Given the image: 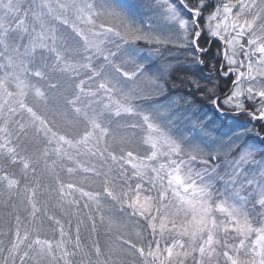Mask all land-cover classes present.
I'll list each match as a JSON object with an SVG mask.
<instances>
[{
    "label": "snow or ice",
    "instance_id": "obj_1",
    "mask_svg": "<svg viewBox=\"0 0 264 264\" xmlns=\"http://www.w3.org/2000/svg\"><path fill=\"white\" fill-rule=\"evenodd\" d=\"M179 4L190 19L171 0H155L165 22L157 31L138 22L134 11L151 10L150 3L0 0V194L11 208L7 230L0 229V264H264V123L255 139L245 127L224 142L203 120L182 126L171 101L144 108L135 103L163 95L165 77L183 65L177 60L176 67H153L137 45H172L185 50L193 65L209 67L206 83L192 78L190 86L203 89L217 112L247 113L264 122V0L217 4L204 25L205 0ZM205 28L224 45L220 74H235L223 104L211 75L215 65L204 59L211 49L200 44ZM150 52L161 55L159 47ZM244 97L258 107L247 108ZM137 128L146 132L141 142L150 153L134 151L135 133L120 131ZM30 135L44 144L39 156L29 154ZM41 160L55 185L43 186L47 200L38 198L44 195ZM9 165L20 167L23 185L5 170ZM57 167L66 168L69 182ZM79 171L90 174L80 185L71 179ZM85 180L96 190L86 191ZM73 192L86 198L92 236L96 215L109 230L117 225L100 212L102 199L146 227L135 231V240L118 233V243L102 248L91 239L85 245L84 219H78L73 239L49 210L54 199L52 208L63 216H84L80 201L69 199ZM43 218L51 222V239L41 238Z\"/></svg>",
    "mask_w": 264,
    "mask_h": 264
},
{
    "label": "trees",
    "instance_id": "obj_2",
    "mask_svg": "<svg viewBox=\"0 0 264 264\" xmlns=\"http://www.w3.org/2000/svg\"><path fill=\"white\" fill-rule=\"evenodd\" d=\"M228 1V0H227ZM190 3H195V0H189ZM206 4L208 5L207 8L204 9L203 15L200 19V23L203 25V22H205L207 15L209 14L210 11L214 10L215 6L217 4L223 5L224 2L222 0H205ZM245 38V42H246ZM211 40L212 42L206 43V41ZM200 44L203 47H209L211 51L208 53L207 56L204 57L207 61H209V65L214 64L216 71L212 72V77L214 80L218 82V88H217V95L219 97L220 103L223 104V100L226 95L230 94V91L232 90V80L234 79L233 75H230L227 78H222L221 74L219 72L220 69V64L223 61L222 57V48L220 46V43L213 39L210 38L207 35V31H205L201 38H200ZM141 48H148L151 49L152 47H159L161 49V55H160V61L159 63H165V62H170L174 67H176V61H182L183 65L181 67H176L175 71L170 72L169 76H166L165 79L168 81L167 86L165 89V93L162 97L161 100L165 99H172V98H178V100L186 104V110L191 111L194 114V117H197L199 120H203L205 117H209L208 123L209 126L212 128H222L224 129L227 127V120L234 121L240 126L243 123L247 124L250 128L253 129V133L249 134V137L251 139H255L254 133L256 130H258L261 126L262 123L260 121H252L251 118L247 115V113H241L239 115L235 114L233 111H226L224 115H221L219 112L216 111L213 105H211L210 101L205 98L203 95V89L198 91L196 88L191 87V79L196 78L200 80L201 84L206 83V78L209 75V67H204L200 65H193L190 61V59H185V55L182 54L185 50H177L174 48L172 45H159V46H149L147 44H141L139 43L137 47ZM170 53L172 54L170 56ZM157 64V63H154ZM227 68V65L225 64V70ZM246 107L249 109H253L254 107H258L257 104H255L253 101H245ZM28 149H29V154H32L34 156H39L40 153L43 151L44 144L43 143H37L31 139V135L27 141ZM260 157V156H259ZM54 159V157H52ZM50 162V161H49ZM67 163V162H66ZM38 172L37 174L40 175L41 179V191L44 192V195L39 196L38 198L41 200H47V192L44 190L43 186L45 184H51L54 185V179L49 176L48 174L44 173V163L43 160H41L40 164L37 166ZM6 171L9 173H15L18 178L21 179V184L23 185L24 181L20 172V167L19 166H7ZM56 171L60 172L61 179L65 182H69L70 176L66 171V168L62 171L59 167H57ZM81 174H85L84 172H80ZM0 174H3L0 172ZM86 175V174H85ZM33 174L31 173V170H29V179L32 180ZM78 185H80V182H76ZM85 188V184L82 185ZM0 193H2V188H0ZM155 194V193H153ZM77 195V196H76ZM55 196V194H53ZM75 198L80 201L79 204V209L81 210L83 208L84 204V199L78 196L77 192H73V195L69 197V199ZM15 199V198H14ZM7 200V196L0 194V217L2 220H0V223L5 219L8 218L7 214L11 211L10 207H5L4 201ZM107 200V199H106ZM18 203V200H17ZM55 203V200L53 199L52 201L49 202V210L50 212H59V209H54L52 208V204ZM103 207L100 209L104 210L103 208H109L111 211L109 214L111 215L112 212H118V208H113L111 201H105V203L102 204ZM66 207H68L66 205ZM92 211H94L93 214L96 213V209L93 208ZM124 214V213H121ZM40 215V214H38ZM125 215V214H124ZM112 216V215H111ZM126 216V215H125ZM14 217V216H13ZM128 219L129 217L126 216ZM63 224L69 221V218L63 217L60 218ZM131 221L135 223V221L139 218L132 217L130 218ZM44 220V228L41 233V238H48L52 234L50 231V225L51 222L47 221L46 218H43ZM96 222L97 226L100 225V220H98V215H96ZM91 224V223H90ZM39 226V224L37 225ZM104 226V225H103ZM65 227V226H64ZM146 227L145 222L140 219V225L139 228ZM0 229L2 230H7V227L5 226H0ZM66 231H69L67 227H65ZM59 233V232H58ZM57 234V232H56ZM0 239H4V237L0 236ZM82 240H85L82 237ZM7 243V241H6ZM6 254V253H5ZM11 264V262H9ZM16 264H19V260H17Z\"/></svg>",
    "mask_w": 264,
    "mask_h": 264
},
{
    "label": "rangeland",
    "instance_id": "obj_3",
    "mask_svg": "<svg viewBox=\"0 0 264 264\" xmlns=\"http://www.w3.org/2000/svg\"><path fill=\"white\" fill-rule=\"evenodd\" d=\"M224 2H228L227 0H222ZM118 3L123 4V5H129V4H139V3H150L153 5V8L151 10L149 9H135V13H136V18L137 21H143L145 28L148 27L149 23H151L152 25L156 26V30L157 31H161L162 29H164L165 27V22L163 21V19L161 18V9L155 7V0H117ZM172 3L176 4L177 7L182 11V14L184 15V17L186 19H190L191 14L187 13L184 9H182L181 5L179 4V0H171ZM207 21L205 20V22H203V25L206 24ZM205 31H207V29L205 28ZM204 31V32H205ZM166 34V32H165ZM219 43L220 46L222 48V52L224 50V45L223 43L219 40L216 39ZM141 44H145L144 42H140ZM246 44V42H245ZM108 47H112V45H108ZM138 48L140 49L139 51V56L140 57H148L149 60L152 62L153 67L161 65L162 63H159L160 61V57L157 58L156 54H153L150 52V49L148 48H141L138 46ZM221 52V53H222ZM223 56V54H222ZM255 59V57L253 58ZM145 63H148V61H145ZM157 63V64H154ZM247 62H245L246 64ZM246 70V68H245ZM222 78H227L224 77L223 75H221ZM233 77L235 79V74H233ZM247 81H245L244 87H247ZM259 86V85H257ZM164 95V94H163ZM163 95L156 97L154 99V101H136L135 103L138 104L141 108L146 107L149 104L152 103H156L157 105L159 104H165L168 103L169 101L172 102L173 108L175 110H178V112L180 113L181 117H182V121L180 122L182 126L187 125L190 126L191 123H195L197 121H199V119L197 117H194V114L191 111H187L186 110V104L184 103V106L182 105L183 102L178 100V98H172V99H165V100H161ZM245 101L247 100L246 97L243 98ZM258 106V104H257ZM128 122L131 123L132 119L131 118H127ZM209 117H205L203 119L204 122H208ZM238 125L237 123H235L234 121L231 120H227V127H225L224 129L222 128H217V126L215 128H212L209 126V129L212 131V135L215 137H219L220 140L227 142L228 138L230 136H232V134L234 132H242L243 129L245 127L250 128L247 124H242L240 126H236ZM121 133L123 132H127L128 136L131 137L133 135V132L135 133V137H134V144H133V148L134 151L138 152L140 155H145L146 153H150L151 149L150 146L148 145H144L141 142L142 137L146 134V132L144 130H141L140 128L137 129H121L120 130ZM226 150V149H224ZM230 158V157H229ZM87 159V158H84ZM223 159V157H222ZM260 157L259 155H257V160H259ZM160 162H163V158H161ZM79 171L78 174H74V176L71 178L73 181L76 182H80L82 177H87L90 174H81ZM85 184V190H96V185L91 184L90 182H88L87 180H85L84 182ZM78 196L80 197V193H78ZM77 196V195H76ZM82 199H86V198H82ZM105 201H108L106 199H102L101 203H105ZM104 210H101L100 212L107 218V217H113L116 222L117 225L114 226L111 230H109L106 226V224L103 225H98L97 227V233L95 234V236L91 235L90 229H91V222L87 221V209H81V211H83L85 213L84 216H79V214L75 215V216H63L60 211L59 212H55V214L57 215L58 218H69V220H71V225H69V223L65 222L64 226L67 227L69 229V231L71 232L72 238H75V232H76V225L78 222V219H84L85 220V225H81L80 227V234H81V239L82 237L85 240H82V243H84L85 245H89L90 244V240L91 239H98L102 248L107 247L108 244L110 243H118V241H116V235L119 234H123L125 235L126 238H131L133 240L136 239L135 237V231L139 230V228L135 225V223L133 221H131V219L127 218L124 214L118 213V212H112L111 215L109 214L111 211L109 210V208H103ZM94 213V211H92ZM219 215V214H218ZM222 218V217H221ZM0 220L1 217H0ZM6 220L7 218H5L1 223L0 226H5L6 225ZM98 220H100V217L98 215ZM12 222L14 223V217H12ZM121 225H123L124 227H120ZM53 236V234L50 235V237H48V239H51ZM55 238L59 239V233L57 231V234L55 233ZM75 260H78L79 257L74 258ZM221 264H223V261H221Z\"/></svg>",
    "mask_w": 264,
    "mask_h": 264
}]
</instances>
